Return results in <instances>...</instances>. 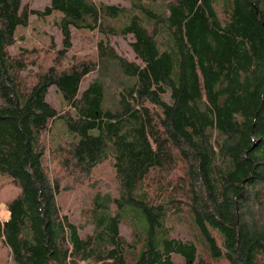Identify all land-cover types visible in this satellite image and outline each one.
<instances>
[{
    "label": "trees",
    "instance_id": "16d2710c",
    "mask_svg": "<svg viewBox=\"0 0 264 264\" xmlns=\"http://www.w3.org/2000/svg\"><path fill=\"white\" fill-rule=\"evenodd\" d=\"M126 1L0 0V176L19 189L0 264H264V0ZM31 16L57 18L59 49L9 52ZM72 30L98 36L95 63L69 56ZM127 35L140 64L109 43ZM107 162L117 196L76 224L50 165L82 182Z\"/></svg>",
    "mask_w": 264,
    "mask_h": 264
},
{
    "label": "rangeland",
    "instance_id": "374dc122",
    "mask_svg": "<svg viewBox=\"0 0 264 264\" xmlns=\"http://www.w3.org/2000/svg\"><path fill=\"white\" fill-rule=\"evenodd\" d=\"M97 3H104L108 5H117L124 8H129L130 3L126 0H94ZM26 6L33 10L43 11L45 7L49 5V0H23ZM31 23L29 27L20 31L18 35L23 39L9 49L11 54L18 52L19 47L30 48L32 46L45 48L48 46L49 39H52L55 50L60 48V42L62 40L61 30L57 25V18L51 17L47 19H37L36 16H31ZM73 39L72 53L69 56H73V60L89 63L94 61L97 57L94 54L97 44L98 36L96 34H84L80 35L72 30ZM134 42V38L131 35L125 37H109V43L115 50V52L127 60L128 62H134L140 64L139 59L136 58L130 45ZM22 52V50H19ZM41 58L45 57V54L40 53ZM90 64V63H89ZM28 71L36 72V68L33 66L28 67ZM96 70L89 73L83 80L80 87L82 92L87 86L95 79ZM165 101H168V95L164 97ZM48 102L53 105L57 104V96L54 94L53 89L50 88L47 97ZM58 165H50L51 177L60 180L62 193L58 197V204L61 207L62 213H67L71 220L76 224H82L83 211L90 204V201L95 193L107 194L112 198L117 196V184L115 181V174L112 169L111 163L107 162L97 168L90 178L82 182H74L71 179L65 177ZM60 172L58 175L57 172ZM19 193V189L12 183L11 179L0 176V207L8 213L6 210V203L14 198ZM9 214V213H8ZM8 217L0 215V221H6ZM133 222L131 218L123 222L120 227V233L127 240L132 238ZM173 235L182 241L191 240L192 236L189 228L181 223H174ZM178 264H183L182 261L176 258Z\"/></svg>",
    "mask_w": 264,
    "mask_h": 264
},
{
    "label": "bare ground",
    "instance_id": "6f19581e",
    "mask_svg": "<svg viewBox=\"0 0 264 264\" xmlns=\"http://www.w3.org/2000/svg\"><path fill=\"white\" fill-rule=\"evenodd\" d=\"M0 215L5 216V217L9 216V214L3 209L2 206L0 207Z\"/></svg>",
    "mask_w": 264,
    "mask_h": 264
},
{
    "label": "crops",
    "instance_id": "0c3cea01",
    "mask_svg": "<svg viewBox=\"0 0 264 264\" xmlns=\"http://www.w3.org/2000/svg\"><path fill=\"white\" fill-rule=\"evenodd\" d=\"M7 220V219H6ZM5 221V220H4ZM4 221H2V222H4Z\"/></svg>",
    "mask_w": 264,
    "mask_h": 264
}]
</instances>
